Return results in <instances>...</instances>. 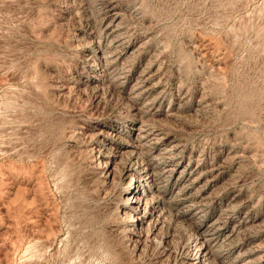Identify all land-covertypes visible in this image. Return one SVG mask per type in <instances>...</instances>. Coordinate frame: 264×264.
I'll use <instances>...</instances> for the list:
<instances>
[{"label": "rangeland", "instance_id": "obj_1", "mask_svg": "<svg viewBox=\"0 0 264 264\" xmlns=\"http://www.w3.org/2000/svg\"><path fill=\"white\" fill-rule=\"evenodd\" d=\"M0 264H264V0H0Z\"/></svg>", "mask_w": 264, "mask_h": 264}, {"label": "bare ground", "instance_id": "obj_2", "mask_svg": "<svg viewBox=\"0 0 264 264\" xmlns=\"http://www.w3.org/2000/svg\"><path fill=\"white\" fill-rule=\"evenodd\" d=\"M132 191V190H131ZM129 198V197H128Z\"/></svg>", "mask_w": 264, "mask_h": 264}]
</instances>
